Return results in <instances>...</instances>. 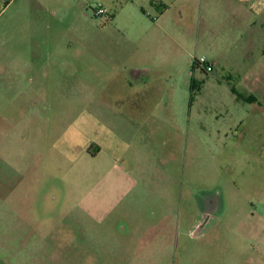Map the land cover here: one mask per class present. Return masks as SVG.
Wrapping results in <instances>:
<instances>
[{
    "label": "rangeland",
    "instance_id": "obj_1",
    "mask_svg": "<svg viewBox=\"0 0 264 264\" xmlns=\"http://www.w3.org/2000/svg\"><path fill=\"white\" fill-rule=\"evenodd\" d=\"M225 1H62L56 57L0 62V264L148 262L133 256L136 226L125 208L102 223L88 215L85 191L99 187L91 202L100 207L116 187L105 153L87 155L91 143L140 176L135 217L154 213L158 231V198L168 197L158 191L172 185L174 226L163 227L175 238L164 264H264V112L239 86L254 68L240 63L245 44L229 40ZM11 33L3 28L0 49ZM195 57L213 71L193 66ZM117 124H151L152 135L145 128L124 140ZM215 194L220 220L186 236Z\"/></svg>",
    "mask_w": 264,
    "mask_h": 264
},
{
    "label": "crops",
    "instance_id": "obj_2",
    "mask_svg": "<svg viewBox=\"0 0 264 264\" xmlns=\"http://www.w3.org/2000/svg\"><path fill=\"white\" fill-rule=\"evenodd\" d=\"M62 1L67 0H7L8 3L6 4L5 14L10 9H12V12L5 20H3V15H0V36L3 28H11L12 33L9 36L5 35L9 43L5 44L4 49H0L1 64L37 65L42 63L45 59H53L57 56V52L55 51L57 49L55 48L57 45L56 42L59 38V27L57 23L60 20L61 7L63 8L64 6L61 5ZM225 3L228 17L230 18L229 40L232 44H245V51L239 53L240 63L246 66L248 64L249 66L253 65L254 68L253 72L249 73L250 71L248 70L245 75L241 76L243 78L239 86L243 89L244 93L242 94L246 96L250 106L254 108L259 106L260 110L264 112V9L262 7V1L226 0ZM253 5L256 7L255 10L252 9ZM103 9L106 10L105 7ZM164 15L165 13L161 16L164 17ZM251 46H254L253 50L256 51V55L252 60L249 57L251 53L247 52L248 49L250 50ZM3 76L5 78V75L1 77ZM234 90L233 92L236 94L237 90ZM145 128L148 129V134L145 138L149 140V137L152 135L151 124H117L113 132L115 131L119 138L124 139V135L125 137L128 135L129 138L136 139L138 136L136 132L144 130ZM134 131L136 132L133 133ZM131 132L133 137L129 135ZM130 141L132 140L129 139L126 144L131 145L129 144ZM91 145L92 148L89 149L87 155L90 156L91 161L94 160L95 162L100 160L103 153H105L104 156L107 166L106 179L108 178L110 180L112 177L116 176V185L114 184L116 187L114 189L111 187L107 188L112 192L109 202H105L104 200L100 201V204H102L100 207L97 202H91V199L94 197V192L97 191L99 187L96 185L95 187L92 186L90 190H86L85 201L88 215H91L93 218L96 217V221L102 223L106 220H111V215L116 212L115 210L125 208V211L132 215L130 218L132 219L131 224L136 226L135 228L133 227L135 231V237H133L135 238L134 243H138L133 251V256H146L145 258H149L146 264H151L152 257H159L162 258L161 264H164L165 260L170 257L168 251L172 250V240L175 238L171 236V229L167 232L163 227L167 224L172 227L174 226L172 212L173 202H171L173 197L170 193L171 191H175H173L172 185L168 184L166 186H161L158 191L168 196L165 197V199L162 197L158 198V205L162 206L161 218H158L161 227L158 231V228L155 227L157 225L155 223L157 217L155 218L154 213H151L149 217H135L136 215H141V212L137 210L142 208L140 205L142 196L138 197V195H136L137 193L141 194V192L137 191V189H140V183L138 184L135 180V178H139L140 176L136 174L134 169H130V165H126L124 161L120 162L112 158V149H105L99 143H91ZM115 151H117V149H115ZM122 158L124 157L122 156ZM179 188L178 201L182 206L185 193H183V187ZM145 190L144 192L147 194L151 191L148 185L145 186ZM218 195H211L206 200L201 201V204L198 206V216L195 221L189 222L192 228L187 234L185 233L186 236H193L195 229L201 227L202 230H205L207 227H212L215 221L220 220L219 214H221V211L219 212ZM142 200L144 201L145 199L143 198ZM103 204L106 206L104 207ZM101 211L102 213H100ZM102 218L106 220H102ZM176 219L179 221V216L176 217ZM185 224L187 223L185 222ZM124 228L126 230L125 226L123 230ZM176 237L182 238V234H180V237L179 234ZM149 242H151V244H147ZM158 246H160V249L154 251L150 249L151 247L154 248Z\"/></svg>",
    "mask_w": 264,
    "mask_h": 264
},
{
    "label": "built area",
    "instance_id": "obj_3",
    "mask_svg": "<svg viewBox=\"0 0 264 264\" xmlns=\"http://www.w3.org/2000/svg\"><path fill=\"white\" fill-rule=\"evenodd\" d=\"M105 14H106V10L103 9L102 7H99L96 11H94V15L96 17H102ZM195 59H197L201 64H203L205 66V70H207L208 73L213 71V67L207 63V59L205 57L200 58V59L195 57Z\"/></svg>",
    "mask_w": 264,
    "mask_h": 264
},
{
    "label": "flooded vegetation",
    "instance_id": "obj_4",
    "mask_svg": "<svg viewBox=\"0 0 264 264\" xmlns=\"http://www.w3.org/2000/svg\"><path fill=\"white\" fill-rule=\"evenodd\" d=\"M193 66H195L197 69L201 70L202 72H206L205 66L201 64L197 59L193 60Z\"/></svg>",
    "mask_w": 264,
    "mask_h": 264
},
{
    "label": "trees",
    "instance_id": "obj_5",
    "mask_svg": "<svg viewBox=\"0 0 264 264\" xmlns=\"http://www.w3.org/2000/svg\"><path fill=\"white\" fill-rule=\"evenodd\" d=\"M207 72V70H205ZM208 73V72H207Z\"/></svg>",
    "mask_w": 264,
    "mask_h": 264
}]
</instances>
